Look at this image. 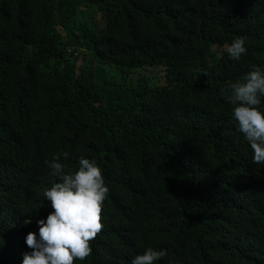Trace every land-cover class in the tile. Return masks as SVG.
I'll use <instances>...</instances> for the list:
<instances>
[{"label": "trees", "instance_id": "obj_1", "mask_svg": "<svg viewBox=\"0 0 264 264\" xmlns=\"http://www.w3.org/2000/svg\"><path fill=\"white\" fill-rule=\"evenodd\" d=\"M252 65L264 0H0V264L30 251L51 210L44 161L62 152L66 171L94 159L108 187L73 264L148 247L166 250L156 264H264V164L219 95Z\"/></svg>", "mask_w": 264, "mask_h": 264}, {"label": "clouds", "instance_id": "obj_2", "mask_svg": "<svg viewBox=\"0 0 264 264\" xmlns=\"http://www.w3.org/2000/svg\"><path fill=\"white\" fill-rule=\"evenodd\" d=\"M245 38L236 37L227 46V54L239 60L245 53ZM206 75V74H205ZM219 95L231 105V118L247 141L254 164H264V65H252L239 80L231 82ZM67 152L60 157L67 158ZM53 155L44 163L54 178L43 190L48 202L43 218L35 220L36 231L27 232L24 243L30 251L22 254L20 264H73L84 261L92 251V241L101 231V208L108 193L102 170L94 159L83 156L78 167L65 170ZM31 223L25 220L24 224ZM166 256L163 248H145L130 264H156Z\"/></svg>", "mask_w": 264, "mask_h": 264}, {"label": "rangeland", "instance_id": "obj_3", "mask_svg": "<svg viewBox=\"0 0 264 264\" xmlns=\"http://www.w3.org/2000/svg\"><path fill=\"white\" fill-rule=\"evenodd\" d=\"M102 24V21H100V25ZM115 71V70H114ZM137 71H140L139 73L140 74H143L144 72L143 71H145V70H137ZM131 80H134L132 77H131Z\"/></svg>", "mask_w": 264, "mask_h": 264}]
</instances>
